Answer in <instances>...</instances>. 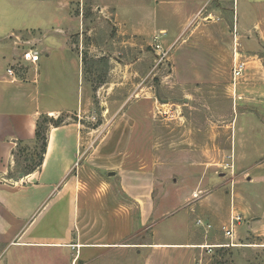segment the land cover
I'll return each mask as SVG.
<instances>
[{
    "label": "rangeland",
    "instance_id": "1",
    "mask_svg": "<svg viewBox=\"0 0 264 264\" xmlns=\"http://www.w3.org/2000/svg\"><path fill=\"white\" fill-rule=\"evenodd\" d=\"M15 4L0 0V106L24 109L7 84L15 77L32 86L31 105L81 101L77 111L40 113L36 122L46 136L56 126L44 117L77 124L73 168L96 230L107 222L109 238L122 229L123 241L189 240L196 244L193 264H264V0H75L65 17L59 0H29L23 16ZM192 8L198 11L186 21ZM208 12L226 23L223 50L201 38L210 22L223 23ZM177 26L186 28L175 41ZM155 35L168 49L161 63ZM236 52L249 64L235 79ZM18 142L12 178L42 152L35 136ZM132 195L144 196V225ZM119 202L128 203L127 212ZM235 214L240 223L226 238L220 226ZM197 219L212 224L207 234ZM206 242L229 246L206 253L199 246ZM17 245L0 243V264H52L46 249Z\"/></svg>",
    "mask_w": 264,
    "mask_h": 264
},
{
    "label": "crops",
    "instance_id": "2",
    "mask_svg": "<svg viewBox=\"0 0 264 264\" xmlns=\"http://www.w3.org/2000/svg\"><path fill=\"white\" fill-rule=\"evenodd\" d=\"M70 1L75 0H59L62 17L71 15L66 7ZM16 3L15 6L22 9L19 14L23 16L24 12L29 10V0H16ZM196 9L192 8L185 12L186 21L196 15L198 11ZM239 12L236 6L231 20L236 28L240 21ZM17 14L14 15L18 17ZM207 14L213 17L217 15L219 19L222 18L223 23L210 22L205 26V32L204 29L201 30V38L208 40L212 45H220L223 50L226 40L224 30L226 23L223 16L214 12ZM185 28L176 27L173 31L175 41L181 37ZM18 29L27 28L24 26ZM61 46L70 50L65 41ZM237 54V52L234 54L236 62L241 60L238 59ZM41 59L45 61L47 56ZM241 61L246 62L247 70L248 59ZM4 78L6 81V77ZM32 81L36 85L39 83V78ZM7 84L14 86L15 91L12 94H18L20 104L25 106L17 113L0 106V243L19 244L17 246L21 248L36 246L44 248L53 257L52 264H193V248L196 244H192L189 240L123 241L122 229L115 233V237L109 238L107 222L99 231L96 230L97 220L87 218L91 215V210L86 187L79 183L73 168L78 162L76 155L80 149V133L75 122L52 127L48 131L42 163L36 170L21 174L17 178L8 176V168L13 164L11 151L16 142L33 140L38 114L55 116L61 112L77 111L81 101L78 100L79 104L76 107L66 106L65 103L58 107H49L40 103L31 105L32 86L29 83L15 77L12 81L7 80ZM9 100L12 101L11 98ZM8 129L13 130V134L2 135V131ZM108 175H114V171H109ZM126 189L122 184L120 185V190L127 193ZM82 191L85 193L82 196L83 204H80L79 197ZM98 197L100 195L92 196L94 200ZM113 197L111 195V202L118 203L117 198L113 201ZM131 198L139 208H143L139 219L144 225L147 219L146 206L141 203L144 196L138 198L132 195ZM119 203L127 212L128 203ZM24 208H28L29 211L25 217ZM49 228L51 232L47 233L46 230ZM136 255H140L139 261Z\"/></svg>",
    "mask_w": 264,
    "mask_h": 264
},
{
    "label": "built area",
    "instance_id": "3",
    "mask_svg": "<svg viewBox=\"0 0 264 264\" xmlns=\"http://www.w3.org/2000/svg\"><path fill=\"white\" fill-rule=\"evenodd\" d=\"M153 42H154L153 43V48H154L155 54H156V56H155L156 57V61H157V63H161L167 58L168 49L165 48L163 46V44L161 43L159 35H155L154 36V41ZM245 71H246V62L239 60L233 66L232 75L236 79V78L241 77L244 74ZM7 73L12 75L13 71L11 69H8ZM240 220H241L240 215H238V214L233 215L231 217V220L221 224L219 231L224 235V237L233 238L234 231H235L234 225L235 224H239ZM196 223H197L198 226L202 227V229L204 230L205 234L208 233V229H210L211 225H212L211 223L204 222L201 219H197ZM231 245H233V244H231ZM199 246H200V248L204 249L206 251V253H211L213 248H215V247H225V246H229V244L228 243L227 244H225V243H215V244L212 243V244H210V243L206 242L204 244H200Z\"/></svg>",
    "mask_w": 264,
    "mask_h": 264
},
{
    "label": "trees",
    "instance_id": "4",
    "mask_svg": "<svg viewBox=\"0 0 264 264\" xmlns=\"http://www.w3.org/2000/svg\"><path fill=\"white\" fill-rule=\"evenodd\" d=\"M46 118V121H48L49 124L53 125V126H59L58 123H56L57 119H54L52 117H44ZM35 139L37 140H40L42 139V146H41V154H40V158L39 160L36 162V163H30V165L27 167H25L24 171L22 174H27V173H31L33 172L36 168H38L40 166V164L42 163V159H43V154L45 152V149H46V142H47V136L44 134V132H42V130L40 129V121L38 120L36 122V127H35ZM22 142V141H20ZM17 143V145H19V143ZM20 146H18L17 148L19 149ZM17 148L12 152V154H14L17 150ZM11 173H8V176L10 175ZM12 176V175H11ZM10 176V177H11Z\"/></svg>",
    "mask_w": 264,
    "mask_h": 264
}]
</instances>
